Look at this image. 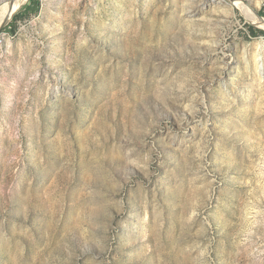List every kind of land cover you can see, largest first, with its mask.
<instances>
[{
	"label": "rangeland",
	"instance_id": "1",
	"mask_svg": "<svg viewBox=\"0 0 264 264\" xmlns=\"http://www.w3.org/2000/svg\"><path fill=\"white\" fill-rule=\"evenodd\" d=\"M263 8H17L0 27V264H264Z\"/></svg>",
	"mask_w": 264,
	"mask_h": 264
},
{
	"label": "bare ground",
	"instance_id": "2",
	"mask_svg": "<svg viewBox=\"0 0 264 264\" xmlns=\"http://www.w3.org/2000/svg\"><path fill=\"white\" fill-rule=\"evenodd\" d=\"M28 0H17L16 2H11L9 3L8 1L5 2V4L2 6L0 9V27L3 26L14 14V12L22 6L24 3H26ZM232 4L237 5L240 7V9L243 8V4L239 1H234ZM248 15H253V12L247 11ZM248 20L253 23L254 25L258 27L264 26V21L260 19H253V18H248ZM255 70H256V75L258 76L259 79L262 78L264 75V62L260 56H256L255 58Z\"/></svg>",
	"mask_w": 264,
	"mask_h": 264
},
{
	"label": "trees",
	"instance_id": "3",
	"mask_svg": "<svg viewBox=\"0 0 264 264\" xmlns=\"http://www.w3.org/2000/svg\"><path fill=\"white\" fill-rule=\"evenodd\" d=\"M260 16H261L262 18H264V8H263V12L260 14ZM250 29H252V28H250ZM251 34H252V35H255L256 32L252 29V30H251Z\"/></svg>",
	"mask_w": 264,
	"mask_h": 264
},
{
	"label": "water",
	"instance_id": "4",
	"mask_svg": "<svg viewBox=\"0 0 264 264\" xmlns=\"http://www.w3.org/2000/svg\"><path fill=\"white\" fill-rule=\"evenodd\" d=\"M261 20H264V19L261 18ZM5 24H6V23H5ZM5 24H4V25H5ZM4 25H3V26H4ZM3 26H2V27H3Z\"/></svg>",
	"mask_w": 264,
	"mask_h": 264
}]
</instances>
